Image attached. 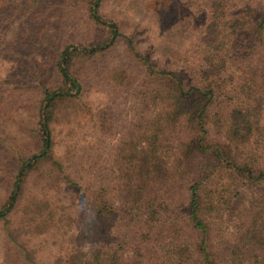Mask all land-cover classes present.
<instances>
[{
  "label": "trees",
  "instance_id": "16d2710c",
  "mask_svg": "<svg viewBox=\"0 0 264 264\" xmlns=\"http://www.w3.org/2000/svg\"><path fill=\"white\" fill-rule=\"evenodd\" d=\"M25 1L15 13L36 5ZM106 1L84 0L102 40L54 47L61 86L45 87L36 123L42 148L17 170L0 221L10 225L27 180L50 163L69 188L68 208L85 216L62 264H264V0H154L152 54L127 37L139 71L130 81L128 71L115 74L133 111L130 103L114 120L106 109L79 108L94 140L85 178L55 158L52 126L83 96L78 62L124 38L122 24L102 12ZM11 4L0 0V62L8 68L0 84L16 88L41 77L35 48L54 41L46 25L26 24H42L44 9L20 22L7 14ZM11 19L20 22L15 33ZM37 200L28 205L33 223L52 205ZM49 229L38 223L35 233Z\"/></svg>",
  "mask_w": 264,
  "mask_h": 264
},
{
  "label": "rangeland",
  "instance_id": "374dc122",
  "mask_svg": "<svg viewBox=\"0 0 264 264\" xmlns=\"http://www.w3.org/2000/svg\"><path fill=\"white\" fill-rule=\"evenodd\" d=\"M12 2L14 4L9 6L7 14L21 17L20 22L35 18L34 14L37 10L44 9L42 24L38 22H26V24L34 29L46 25L45 38H53L54 42L52 47L35 48L36 53L43 58L40 65L41 77L29 79L26 85L16 88L0 84V209L13 190L17 170L22 167L23 162L41 151L42 144L36 123L45 87L55 91L61 86L55 66L60 53L54 51V47L60 48L66 44L80 46L86 41L91 45L96 40L103 39V33L97 32L89 22L84 0H35L36 5L30 6L28 10L24 8L26 11L20 13H15L17 4L22 6L29 2L25 0L18 2L12 0ZM153 2L154 0H107L103 5L102 12L122 24L124 38L109 51L78 62L76 71L85 84L83 96L76 105L71 104L70 109L59 113L52 126L55 158L62 164L65 161L66 167L73 173L80 171L85 174V178L87 177V151L88 147L93 148L91 146L94 144L91 137L92 124L88 125L85 121L89 116L84 115L79 108L87 104L93 110L106 109L114 120L121 119L124 109H127L130 103L132 107H129L128 112L134 109L135 101L133 98L129 100L127 95L122 94L124 89L117 82L115 74L128 71L130 81L131 73L135 74L139 71L127 37L136 35L139 39L136 45L139 46L141 43L139 47L141 52L147 57L152 54L148 42L153 33H151L153 28L149 25L153 19ZM10 22L16 26L6 25L8 32L15 33L20 22L16 23L13 19ZM45 41L42 40L41 44L48 43ZM23 51L34 52L29 46H24ZM26 62V60L22 61L21 67L25 68ZM7 70L8 68L0 62V83ZM53 167L54 165L46 163L37 172L31 174L21 195L22 204L11 215L10 225L6 227L4 222L0 221V264H30L26 260L25 252L29 253L30 259L39 264H62L61 260H65L68 249L73 243L71 238L74 231L83 223L85 216H78L77 210L72 211L68 208L69 188L63 176L59 171L53 170ZM79 177L83 178L81 174ZM32 199H38V203L42 205L47 200L52 203L43 215L46 223L43 220L33 223L32 217L26 218L30 212L28 205ZM57 199L59 202L53 203L57 202ZM56 208L57 215L54 213ZM65 213L67 215L71 213L70 217H66ZM60 217L62 218L59 219ZM72 219L75 223L70 227ZM38 223L44 228L52 223L55 229H49L38 235L35 233ZM7 229L11 231V237ZM9 239H14V242Z\"/></svg>",
  "mask_w": 264,
  "mask_h": 264
}]
</instances>
